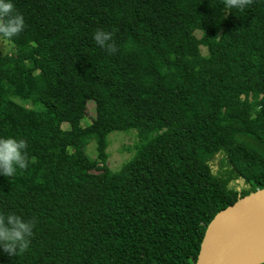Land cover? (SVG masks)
Wrapping results in <instances>:
<instances>
[{"label": "trees", "instance_id": "16d2710c", "mask_svg": "<svg viewBox=\"0 0 264 264\" xmlns=\"http://www.w3.org/2000/svg\"><path fill=\"white\" fill-rule=\"evenodd\" d=\"M13 4L26 28L0 52V137L29 162L0 176V211L35 227L0 264H194L213 217L264 188V0ZM113 131L136 136L117 171Z\"/></svg>", "mask_w": 264, "mask_h": 264}, {"label": "clouds", "instance_id": "9594fccd", "mask_svg": "<svg viewBox=\"0 0 264 264\" xmlns=\"http://www.w3.org/2000/svg\"><path fill=\"white\" fill-rule=\"evenodd\" d=\"M251 0H223L225 11L244 10ZM26 28L23 16L14 7L13 0H0V40L12 42ZM95 44L108 54H114L117 46L111 31L97 28L92 34ZM261 106H256L259 112ZM27 143L14 136L0 137V176L13 177L18 169L28 164ZM34 219H25L17 212L0 211V251L12 258L22 255L30 246Z\"/></svg>", "mask_w": 264, "mask_h": 264}, {"label": "water", "instance_id": "95a60500", "mask_svg": "<svg viewBox=\"0 0 264 264\" xmlns=\"http://www.w3.org/2000/svg\"><path fill=\"white\" fill-rule=\"evenodd\" d=\"M264 210V188L244 196L218 212L206 228L199 253L194 264H226L243 241L234 236L223 244L227 230L236 231L246 226L248 219ZM264 263L260 262L257 264Z\"/></svg>", "mask_w": 264, "mask_h": 264}, {"label": "rangeland", "instance_id": "374dc122", "mask_svg": "<svg viewBox=\"0 0 264 264\" xmlns=\"http://www.w3.org/2000/svg\"><path fill=\"white\" fill-rule=\"evenodd\" d=\"M199 35V33H197ZM13 46L5 41L0 40V52L1 53H10L13 51ZM202 53H205V50L202 48ZM88 107L90 111V116L95 115L94 111V101L88 102ZM90 118H84L81 122L82 126H86L90 123ZM69 124L64 122L62 123V128L67 129ZM108 147H107V165L113 171H117L121 165L128 161L133 154V147L136 142L135 131L123 132V131H113L108 137ZM85 152L91 157L95 158V148L94 141L89 140L88 144L85 147Z\"/></svg>", "mask_w": 264, "mask_h": 264}, {"label": "bare ground", "instance_id": "6f19581e", "mask_svg": "<svg viewBox=\"0 0 264 264\" xmlns=\"http://www.w3.org/2000/svg\"><path fill=\"white\" fill-rule=\"evenodd\" d=\"M234 236L241 237L243 243L226 264H257L264 261V210L250 217L246 226L234 233L227 230L223 234V244Z\"/></svg>", "mask_w": 264, "mask_h": 264}]
</instances>
